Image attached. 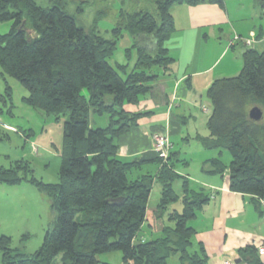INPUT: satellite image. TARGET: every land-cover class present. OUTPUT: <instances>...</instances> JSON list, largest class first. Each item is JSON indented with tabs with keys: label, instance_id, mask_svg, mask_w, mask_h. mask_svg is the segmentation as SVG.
I'll return each instance as SVG.
<instances>
[{
	"label": "trees",
	"instance_id": "16d2710c",
	"mask_svg": "<svg viewBox=\"0 0 264 264\" xmlns=\"http://www.w3.org/2000/svg\"><path fill=\"white\" fill-rule=\"evenodd\" d=\"M44 1L45 5L38 0H0V23H11L9 31L0 34V70L27 91L23 103L56 123L63 120L58 181L29 179L48 197L55 219L32 254L12 247L10 237L0 236L2 264H51L58 253L62 264H98L99 255L113 252L121 254L123 264H167L171 257L181 264H204L203 247L190 250L195 230L189 222L208 203V195L190 187L189 179L176 171L178 152L170 149L164 159L152 149L155 157L150 161L125 160L118 155V139L155 114L128 111L125 106H136L151 95L154 83L174 62L165 47L175 32L172 6L221 5L222 0H116V8L114 0ZM71 3L78 14L93 6L88 30L76 25L68 12ZM113 12L110 36L105 37L98 24ZM124 34L132 40L125 49L126 63L113 68L107 60ZM205 98L211 106L208 135L197 134L196 140L205 150L226 151L230 161L212 158L203 171L227 175L229 191L251 196L260 211L264 51L246 49L239 73L215 79ZM253 107L262 111L260 121L249 118ZM151 132L166 135L164 128ZM149 163L158 165L156 171L142 172V165ZM28 172L32 171L22 160L10 168L0 166V184H20ZM178 182L180 194L175 189ZM156 184L155 217L163 223L165 217L171 225L163 224L159 236L144 240L142 227ZM239 252L247 255L249 264H262L257 248L247 246Z\"/></svg>",
	"mask_w": 264,
	"mask_h": 264
},
{
	"label": "crops",
	"instance_id": "0c3cea01",
	"mask_svg": "<svg viewBox=\"0 0 264 264\" xmlns=\"http://www.w3.org/2000/svg\"><path fill=\"white\" fill-rule=\"evenodd\" d=\"M170 11L175 32L166 41L165 47L174 62L168 73L154 83L151 95L136 106H125L128 111L155 112L141 119L138 127L118 139V155L125 160L150 161L155 157L151 147L152 130L162 132L164 128L172 151L178 142H186L183 140L190 134L207 136L206 122L211 106L205 98V91L215 79L229 77L241 70L242 54L251 48L243 42L233 41L234 36L250 40L253 49L264 51L262 0H222L221 5L205 2L194 6L177 4ZM121 39H128V36L124 34ZM45 135H40L38 140L48 147ZM56 136L61 138V143L62 131L56 132ZM52 145L55 144L51 141L50 147ZM179 153L182 152H178L180 161L182 155L180 157ZM223 153L198 149L199 173L194 180L198 188L208 195L209 201L189 222L195 230L190 250L195 251L202 246L207 256L204 264H249L247 255L239 251L247 246H264V204L259 202L258 211L251 196L229 191L227 175H211L203 171L208 160L215 157L222 159ZM183 162L188 164L185 159ZM157 167L156 163H149L142 165L141 170L153 173ZM176 171L189 181L193 178L189 173ZM180 184L175 185L178 194L181 192ZM163 224L171 225L165 217L164 223L162 219L150 220L146 211L142 234L144 231L152 238L157 237ZM141 238L147 240L143 235ZM258 256L264 264V254ZM98 261V264H123L121 254L117 252L99 255ZM167 264L181 263L177 257H171Z\"/></svg>",
	"mask_w": 264,
	"mask_h": 264
},
{
	"label": "rangeland",
	"instance_id": "374dc122",
	"mask_svg": "<svg viewBox=\"0 0 264 264\" xmlns=\"http://www.w3.org/2000/svg\"><path fill=\"white\" fill-rule=\"evenodd\" d=\"M38 3L45 5L44 0H38ZM113 5L114 8L118 7L116 2ZM76 8L77 5L72 4L68 8V12L73 15L77 26L88 30L94 16L93 6L87 7L83 15L80 16L76 12ZM113 14L114 12L99 23L101 34L105 37L110 36ZM10 25V22L0 23V34L7 33ZM129 38L128 36V39H120L114 54L107 60L113 68L116 67V64L126 63L125 49L131 46V39ZM131 55L134 57L135 54L132 53ZM239 71L229 77L237 75ZM7 87L10 89L8 90ZM7 92L10 93V96ZM27 95V91L22 88L17 80L2 74L0 70V133L3 135L0 139V166L10 168L17 161L22 160L28 164L32 171L25 175V179L20 184H0V236L10 237L12 247L20 248L25 253L32 254L39 248L45 230L50 227L51 222L55 219V213L50 208L48 197L37 191L36 187L29 183V179L34 177L44 183H56L58 181L61 162L59 139L61 138L56 136V132L62 131L63 120L58 124L53 121L52 116L23 103L22 98ZM104 119H101L100 123L103 124ZM49 128H51V132H49ZM42 134L45 135L43 137L48 143V147L44 146L45 143L42 145V142L38 140ZM196 136V134H190L183 140L186 142L175 144L174 150V152H182V154L179 153V156L182 155V157L176 163L175 168L180 173H189L193 177L190 178V187L194 189L198 188V184L194 180L199 173L200 156L198 149H202L196 140ZM51 141L55 145L50 147ZM223 154L222 160L228 164L230 156L226 151ZM184 159L187 160L188 164L183 162ZM158 199L159 185L156 184L148 202L147 211L150 220L161 221L159 218L156 219L154 213ZM76 219H80L79 215ZM142 235L147 239L152 238L144 231ZM117 254L120 253L117 252ZM61 258L62 253H58L52 259L51 264H62ZM0 264H2L1 253Z\"/></svg>",
	"mask_w": 264,
	"mask_h": 264
},
{
	"label": "built area",
	"instance_id": "2783aa9c",
	"mask_svg": "<svg viewBox=\"0 0 264 264\" xmlns=\"http://www.w3.org/2000/svg\"><path fill=\"white\" fill-rule=\"evenodd\" d=\"M233 41H240L243 42L246 46L253 48V43L250 40H244L243 38H240L239 36H234ZM206 112L207 110H203ZM152 140V149L158 153V156L161 158L166 159L168 157L169 150L171 149L170 141L168 140L167 135L163 134H152L151 135ZM257 253L258 255L264 254V246H258L257 247Z\"/></svg>",
	"mask_w": 264,
	"mask_h": 264
},
{
	"label": "water",
	"instance_id": "95a60500",
	"mask_svg": "<svg viewBox=\"0 0 264 264\" xmlns=\"http://www.w3.org/2000/svg\"><path fill=\"white\" fill-rule=\"evenodd\" d=\"M248 116L253 121H260L262 118V111L257 107H253L249 110Z\"/></svg>",
	"mask_w": 264,
	"mask_h": 264
}]
</instances>
